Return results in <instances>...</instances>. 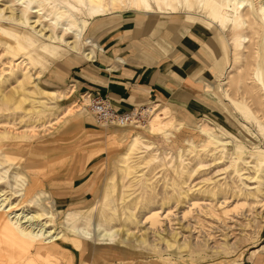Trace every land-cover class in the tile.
Instances as JSON below:
<instances>
[{
    "label": "rangeland",
    "instance_id": "rangeland-1",
    "mask_svg": "<svg viewBox=\"0 0 264 264\" xmlns=\"http://www.w3.org/2000/svg\"><path fill=\"white\" fill-rule=\"evenodd\" d=\"M66 4L84 21L64 37L80 34V50L38 34H63L54 13ZM194 26L205 37L193 99L139 103L133 126L88 111L87 89L71 75L91 59L62 65L89 50V38L101 45L110 32L134 28V40L153 49L144 61L130 47L131 57L153 63ZM83 169L75 182L92 193L68 202L58 190ZM0 191L16 212L41 213L47 230L63 235L29 249L0 230V264H250L264 250L252 257L264 243V0H0ZM95 226L131 235V245L75 235Z\"/></svg>",
    "mask_w": 264,
    "mask_h": 264
},
{
    "label": "crops",
    "instance_id": "crops-1",
    "mask_svg": "<svg viewBox=\"0 0 264 264\" xmlns=\"http://www.w3.org/2000/svg\"><path fill=\"white\" fill-rule=\"evenodd\" d=\"M139 17L135 19L136 24L141 23ZM111 21L112 19L108 17L95 26L98 28ZM154 21L155 18L150 15L145 19L144 23L149 27V24ZM136 34L137 30L135 28L112 31L104 40H101V45L98 44L95 38L92 37V40L97 44L88 37L92 44L89 52H92L93 56L90 58L82 53L71 52L72 57H64L62 65H72L80 59H91L74 69L71 78L81 89L86 88L91 94L99 93L106 97L111 105L119 111L130 109L132 106L150 99L166 100L173 104L188 106V102L193 99L195 91L192 74L199 66L198 59L194 55L197 54L201 45L200 40L205 37L202 27H190L188 31L178 38L174 47L167 52L166 58H161L153 63L139 62L131 57L130 47L144 61L150 59L151 51L149 48L153 49V47L146 44L145 47L139 45L134 40ZM176 36H174L175 39ZM152 43L160 47L162 44L159 39H152ZM126 49L128 52H125ZM161 50L166 51L167 49L162 48ZM48 87L50 88V86ZM68 89L70 90V96L73 89L72 87ZM48 152L54 151L49 150ZM86 161L88 160L86 159ZM50 162L48 167L52 166ZM75 165V169H79L77 164ZM86 170H79L78 172L76 170V173L71 177L68 176V180L65 181V184H62L66 186L60 187L62 190H58L66 195L68 202L80 201L79 198H76L77 196L83 194L85 198L87 194L92 193L88 188V184L83 185L86 183L83 179L77 183L75 182V179L82 176ZM58 175L60 176L61 173L57 172L54 178L59 177ZM61 178L63 177L61 176ZM56 185L59 186V184ZM80 187L84 190L80 189ZM52 190L57 191V189ZM83 199L81 198V200ZM58 243L60 244L61 242ZM260 247L264 248V243L255 249L252 257ZM94 256L97 260L110 259V257L104 258L98 254ZM250 264H264V250H260Z\"/></svg>",
    "mask_w": 264,
    "mask_h": 264
},
{
    "label": "bare ground",
    "instance_id": "bare-ground-1",
    "mask_svg": "<svg viewBox=\"0 0 264 264\" xmlns=\"http://www.w3.org/2000/svg\"><path fill=\"white\" fill-rule=\"evenodd\" d=\"M74 1L80 2L81 0H74ZM87 1L91 4L93 3L102 4L104 0H87ZM69 4H66L64 6L65 8L67 7V9L56 11V13H54L56 16L54 17L55 18L54 24L58 25L61 22L63 23V21L65 22L61 24L62 26L65 25V27L63 28V34L53 35L51 33L47 35L43 33L44 29L39 30L38 34L39 36H43L44 37L43 40L50 42V44H57L59 42H64L65 45L69 46V49L80 50L84 46V43L79 41L80 34H75L74 40H67L64 38L67 33L69 32L73 33V31H75L78 24L84 22L83 20H78L75 14H72V12L73 11L76 12L77 9H75L74 6ZM133 4L136 3L133 2ZM40 5L41 3L39 4V6ZM135 10L140 11L138 9ZM112 11H114V9H112ZM115 12L119 13V11H114V13ZM89 43L90 46H92L90 41L88 42L85 41V44H89ZM83 52L85 55L89 56L90 58L93 56L92 52H89V50L87 49L82 50V53ZM45 93L47 94V91H45ZM83 98L84 100H87L85 96ZM137 109L138 108L135 107L133 112H137ZM154 109L155 107L152 108V110ZM140 112H142V109H140ZM243 114L245 115V113ZM134 122L137 123L138 120L136 118H133L130 122H126L122 124L121 123H117V124L113 123V124L117 125V127L119 128H124L127 127L126 124L128 123H131V125L133 126L135 124ZM24 195H26V190L23 193V196ZM1 196H3V194L0 191V197ZM16 211H19L17 208V204L10 203L8 198L6 197L0 198V230H5L6 235L12 236L11 239L14 240V242H12L13 246L20 248H25L28 246V248L30 249V247L35 241L41 240L42 242L45 243H53L56 241H60V239L63 237V235L56 232L55 230L52 229L47 230L48 224H46V222L42 223L41 213L35 212L27 217V214L26 215L22 214L23 211L22 212H16ZM100 228H101L100 226H95L91 231L87 229L75 228L74 231L77 237L96 244L106 245L118 241L124 245H131L132 242V239L130 237L131 235L129 236L121 233L119 234L117 233L118 235H116L115 232H111V231L107 232L106 230H105L106 232H100L101 231ZM136 244L137 246L142 245L143 241H139V242L137 241Z\"/></svg>",
    "mask_w": 264,
    "mask_h": 264
},
{
    "label": "built area",
    "instance_id": "built-area-1",
    "mask_svg": "<svg viewBox=\"0 0 264 264\" xmlns=\"http://www.w3.org/2000/svg\"><path fill=\"white\" fill-rule=\"evenodd\" d=\"M84 96L87 98V107L89 111L94 115L98 122L105 124H122L130 122L135 117L136 112H133L136 107L135 105L130 109L119 111L111 105L106 97L99 93L91 94L90 92L85 91Z\"/></svg>",
    "mask_w": 264,
    "mask_h": 264
}]
</instances>
